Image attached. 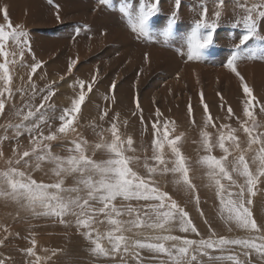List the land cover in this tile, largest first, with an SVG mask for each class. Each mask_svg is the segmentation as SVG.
Wrapping results in <instances>:
<instances>
[{"label": "rangeland", "instance_id": "obj_1", "mask_svg": "<svg viewBox=\"0 0 264 264\" xmlns=\"http://www.w3.org/2000/svg\"><path fill=\"white\" fill-rule=\"evenodd\" d=\"M240 2L243 3L245 0ZM253 2L254 0H247L249 5ZM139 3L140 0H110L109 5H103L99 0H0V8H7L13 25L23 26L31 45V51L25 52L23 61L17 56L18 63L9 65L13 95L6 97L5 111L0 114V137H8L0 140V150L4 153L0 158V170L7 167L6 161L13 156V148L19 147L23 151L30 147L27 132H22L20 137L15 138L13 129L4 130L9 122H18L13 113L21 107L23 100L27 99L38 105L42 96L47 94L48 86L51 85L55 94L49 103L55 106V114L58 117L64 108L71 106V100L78 95L80 89L77 81H85L87 92V85L92 83V77L95 76L92 91L87 94L81 111L77 114L74 125L76 131L67 138L52 141L53 153L67 155L65 150L72 146L71 141L80 138L87 140L90 146L99 141L101 134L106 139H110V132L107 129L116 122L124 139L129 136L133 138V147L136 151L126 154L140 157L139 163L133 165V170L144 175L146 174L143 167L144 157L150 158L152 155V132L150 133L149 129L156 119L153 113L159 109L162 114L161 120L174 121L176 133L185 134L181 148L184 155L193 162L191 176L197 187L196 193H190L177 188L171 182L170 175L154 177L161 190L168 192L188 212L200 233L197 236L176 229L171 234L188 239L207 238L210 235L209 225H211L218 235L245 238L250 234L236 229L234 225L229 231L230 226L220 218L219 200L215 190L207 186L202 171L194 163L202 154V151L198 150L200 126L204 119L201 92L204 104L208 106L217 127L220 124H229L232 128L238 129L237 135L242 146L246 147L247 138L240 128V122L246 119L243 116L245 97L239 85L234 87V77L227 76L230 71L224 66L234 45L243 34L242 23H236L243 13L236 7V0H225L222 15L216 21L214 43L202 50L199 60L189 61L187 36L194 22L200 18L204 7L207 8L208 22L215 20L214 13L218 9L214 0H182L177 22L171 29L168 28V24L170 13L174 10V0H160L158 13L150 18L147 35H138L134 32L128 19L120 11L122 7L130 4V11L135 15ZM57 6H59L60 20L56 18ZM4 23L3 14L0 13V24ZM258 31L264 36V22H258ZM245 47L249 49L245 52V56L251 55V50L256 49L255 58L264 60L262 58L264 53L259 51L264 49V40H251ZM70 60L77 61L71 73L67 71ZM35 61H40L41 67L32 74V79L29 81L31 64ZM240 62L237 63V68L245 67L240 65ZM257 65L259 63L255 62L254 69ZM193 67L196 69V78L191 84H187L185 77L188 74L185 70L188 72ZM255 71L252 70L251 73L255 75ZM113 82L115 88L110 89ZM31 84L36 86L34 98ZM248 86L253 90L258 102L253 107L256 123L264 131V113L260 112V106L264 104V83L256 81ZM21 88L24 92L23 96L17 91ZM41 89L45 91L41 93ZM217 93L221 95L218 96ZM137 101L142 113L136 108ZM189 105L192 107L193 117L188 115ZM229 106L234 113L231 118L227 114ZM105 111L107 116L101 121L99 117ZM192 119L195 120V124L192 123ZM51 123L55 127L58 126L59 121L57 119ZM208 131L215 133V129L212 128ZM45 134H47L46 127ZM88 154L92 155L91 148ZM213 154L219 156L222 153L216 149ZM94 158L99 160L106 157L103 152H98ZM32 163L34 165L35 161ZM149 163L153 162L149 160ZM21 167L23 168V165ZM51 167L52 165L44 162L40 169L33 166L24 170L37 181L50 183L56 179L50 170ZM233 178L242 182V178L236 174H233ZM73 184V177H65V186L70 187ZM229 191L235 192L237 189L230 188ZM80 195L83 196L85 193L81 192ZM197 195L199 204L195 199ZM252 199L250 211L257 222L264 225L258 216V213H261L264 218V178L257 185L256 195ZM114 203L118 208L126 209L128 205L139 208L144 202L124 201L118 198ZM67 219L70 224H61L58 218L18 213L15 205L0 198V260H3L4 264H30L34 257H29L23 250L30 247V241L35 239L36 252L41 257V264H137V259L131 250L129 253L122 251L114 259L93 255L89 242L77 232L74 218L69 216ZM120 219L127 220L129 217L123 216ZM205 220L208 223H205ZM97 221L93 227L99 232L110 229L107 218L103 215H100ZM134 231L144 233L143 236L136 237L138 239H145L154 234L147 229ZM125 234L132 236V233ZM102 243L110 247L106 240ZM55 250L62 251L52 255ZM209 251L212 256L229 254L227 251L224 253ZM230 251L239 255L240 259L249 260L250 264H264V259H260L255 252H251L250 256H243V249L240 246H231ZM139 255L142 264H170L167 256L147 249L139 250ZM198 260L202 264H231L230 261L209 260L207 256H198Z\"/></svg>", "mask_w": 264, "mask_h": 264}, {"label": "snow or ice", "instance_id": "obj_2", "mask_svg": "<svg viewBox=\"0 0 264 264\" xmlns=\"http://www.w3.org/2000/svg\"><path fill=\"white\" fill-rule=\"evenodd\" d=\"M103 5H109L110 0H99ZM217 11L215 20L208 22L207 8L204 7L200 18L194 22L190 34L187 36L188 60H199L201 52L214 43V33L217 23L222 15L225 0H214ZM160 0H140L138 12L133 15L130 11L131 5H126L120 11L128 19L134 32L138 35H147L149 31L150 18L159 11ZM182 0H174V10L170 13L168 28L176 24ZM236 7L243 15L236 23H242L243 34L240 35L238 43L234 45L225 67L233 73L238 81L239 88L245 97L243 104V116L246 118L240 122V128L246 135V147L242 146L238 129L229 124H220L217 127L215 120L209 112L208 106L204 104L201 92V104L203 105V123L200 126L199 151L202 154L194 162L202 171L203 178L207 180V186L215 190L219 200L218 214L220 218L231 226L242 230L250 235L245 238H230L218 235L209 225L210 235L207 238L188 239L179 235L171 234L178 229L182 233H194L200 235L197 227L193 224L188 212L181 207L168 192L161 190L155 176H171L172 183L179 189L190 193H196L197 187L193 182L191 173L192 164L181 148L184 133H176L175 122L161 120L159 109L155 112L156 119L151 124V157H144V175L133 170V165L140 161L139 156L127 155L135 152L134 141L131 136L124 139L116 122H113L108 132L110 139L102 134L98 142L91 146L83 138L71 141V147L65 151L67 155L55 154L52 151V141L67 138L76 131L75 121L86 96L92 91L96 77H92V83L87 85L85 81L79 80L78 95L71 100V106L64 108L57 117L55 106L49 103L55 94L48 86L47 94L43 95L40 103L34 105L30 100H23L20 108H17L13 116L17 118L16 123L9 122L4 130H14V137L18 138L22 132L29 135V148L21 151L19 147L13 148V156L8 158L7 167L0 170V198L16 206L17 212H24L31 216H44L58 218L61 224H70L67 217L74 218L77 232L89 242L90 251L97 257L116 258L122 251L129 253L137 259V264H142L139 250L147 249L150 252L163 254L169 258L170 264H202L198 256H207L209 260L230 261L231 264H250L249 260L240 259L237 254L231 253V246H240L242 255L250 256L255 252L264 259V225H261L253 217L249 206L253 204L257 185L264 178V131L256 123L253 107L256 97L253 90L248 86L244 76L238 71L237 63L244 59H254L257 50L252 49L251 55L245 56L249 49L245 46L251 40H264L258 31V22H264V0H254L251 5L236 0ZM3 14L4 24H0V114L5 111L6 97L13 95L12 75L9 65L18 63L16 57L23 61L25 52L31 51L28 33L23 30L22 25H13L8 16L7 8H0ZM57 20H60L59 6H57ZM264 53V49L259 50ZM264 58V57H262ZM35 60V57H33ZM145 59H148L147 54ZM76 60H70L67 71L72 72ZM41 67L40 61L31 64L28 80L31 81L32 74ZM63 79V77L61 78ZM115 88V82L110 89ZM32 96L36 95V86L31 84ZM24 95L23 89H17ZM45 89H41L43 93ZM220 96V93H217ZM107 98V97H106ZM221 99L223 97L221 96ZM137 110L141 111L139 102H136ZM260 112L264 113V104L260 106ZM228 117L234 113L229 106ZM189 117H193L191 105L188 107ZM107 116L105 111L99 117L101 121ZM59 121L58 126H53L51 121ZM239 119V118H237ZM143 122V116L141 115ZM195 124V120L192 119ZM45 127L47 134H45ZM54 127V130H53ZM215 129V133L208 131ZM8 139L7 136L0 140ZM91 148L92 155H89ZM216 149L222 153L217 156ZM98 152H103L106 158L95 159ZM4 156L0 150V158ZM231 157V158H230ZM151 160L153 163H149ZM33 161H35L33 165ZM47 162L52 165L51 172L55 181L46 183L37 181L24 169L35 167L40 169ZM23 165V168L21 167ZM236 174L242 178V182L233 178ZM74 178L73 186H65V177ZM227 181L228 183H224ZM235 188L237 191H229ZM84 192L85 195H80ZM227 194V195H225ZM122 198L124 201H143V205L134 208H118L115 201ZM199 204L198 195L195 197ZM102 205V206H101ZM103 215L107 218L110 229L99 232L93 227L97 218ZM203 216V212H201ZM127 216L124 220L120 217ZM205 223H208L205 220ZM140 229L151 230L154 234L145 239L136 237L143 236ZM125 233H132L128 236ZM259 233L260 235H254ZM107 241L110 247H106L102 241ZM31 246L23 251L29 257H34L30 264H41V257L36 252L35 239L30 241ZM213 252H229L228 255L212 256ZM58 251H53L56 255ZM0 264H4L0 260Z\"/></svg>", "mask_w": 264, "mask_h": 264}, {"label": "bare ground", "instance_id": "obj_3", "mask_svg": "<svg viewBox=\"0 0 264 264\" xmlns=\"http://www.w3.org/2000/svg\"><path fill=\"white\" fill-rule=\"evenodd\" d=\"M25 4V3H24ZM186 58V57H185ZM178 61H180V59H178ZM182 61V60H181ZM258 62L259 63V65H257V67H256V69H254V67H255V62ZM184 62V61H183ZM263 62H264V60H260V59H256V58H254V59H244V60H241V62H240V65H243V66H245V67H239V68H237L238 69V71L244 76V78H245V80H246V82H247V84L248 85H250V84H252V82H256V81H259V82H261V84L262 83H264V66H263ZM174 63V62H173ZM176 64H178L177 62H176ZM186 64H188V62H186ZM185 64V66L187 67V65ZM184 65V64H183ZM188 66H190V64L188 65ZM183 67V66H182ZM245 69V70H244ZM195 68L193 67V68H190L189 70H188V72L185 70V72L188 74L187 75V77H185L186 79V83L187 84H191V82L192 81H194V79L196 78V74H195ZM252 70H256L255 71V75L254 74H252L251 73V71ZM256 73H257V75H256ZM186 76V75H185ZM191 76L193 77V78H191ZM227 76H229V77H234V87H237L238 85H239V81H238V79H237V77L233 74V73H231V72H228L227 73ZM184 80V79H183ZM258 83V82H257ZM257 85V84H256ZM253 87V86H252ZM258 87V86H257ZM258 88H260V87H258ZM238 90V89H237ZM241 91V90H240ZM262 91V90H261ZM256 92H257V90H256ZM255 92V93H256ZM259 92V91H258ZM257 95V94H256ZM255 96V95H254ZM233 101V100H232ZM150 107V106H149ZM151 108V107H150ZM145 109H147L146 107H145ZM150 110H152V109H150ZM147 111V110H146ZM153 113V112H152ZM153 114H155V112L153 113ZM152 114V115H153ZM151 116V115H150ZM230 121V120H229ZM151 130V128L149 129V132L151 133L152 132V130ZM149 133V134H150ZM258 216H259V218L261 219L260 221H262L263 222V224H264V218H263V216L261 215V213H258ZM234 228V227H233ZM237 229V228H236ZM260 257V256H259ZM260 259H261V257H260Z\"/></svg>", "mask_w": 264, "mask_h": 264}]
</instances>
